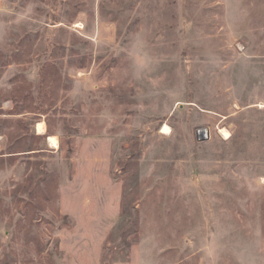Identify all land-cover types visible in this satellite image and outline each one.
Returning <instances> with one entry per match:
<instances>
[{"label": "rangeland", "instance_id": "rangeland-1", "mask_svg": "<svg viewBox=\"0 0 264 264\" xmlns=\"http://www.w3.org/2000/svg\"><path fill=\"white\" fill-rule=\"evenodd\" d=\"M0 264H264V0H0Z\"/></svg>", "mask_w": 264, "mask_h": 264}, {"label": "bare ground", "instance_id": "bare-ground-1", "mask_svg": "<svg viewBox=\"0 0 264 264\" xmlns=\"http://www.w3.org/2000/svg\"><path fill=\"white\" fill-rule=\"evenodd\" d=\"M167 130H168L167 127H165V128L163 129L164 132H166ZM37 132H38L39 134H44V133H45V127H44V124H39V125H38V127H37ZM222 134L224 135V137H227V135H228L226 131H222ZM49 141H50L52 147H54V148L57 147L58 143H57L56 138H54V137H50V138H49Z\"/></svg>", "mask_w": 264, "mask_h": 264}, {"label": "water", "instance_id": "water-1", "mask_svg": "<svg viewBox=\"0 0 264 264\" xmlns=\"http://www.w3.org/2000/svg\"><path fill=\"white\" fill-rule=\"evenodd\" d=\"M201 133V132H200ZM199 134V133H198ZM204 135H206V138H208L209 137V132L208 131H203V135L202 134H200V136H201V141L202 140H205L206 138L204 137Z\"/></svg>", "mask_w": 264, "mask_h": 264}, {"label": "crops", "instance_id": "crops-1", "mask_svg": "<svg viewBox=\"0 0 264 264\" xmlns=\"http://www.w3.org/2000/svg\"><path fill=\"white\" fill-rule=\"evenodd\" d=\"M46 132V131H45ZM45 134V133H44Z\"/></svg>", "mask_w": 264, "mask_h": 264}]
</instances>
